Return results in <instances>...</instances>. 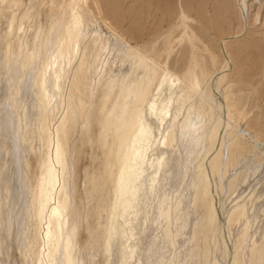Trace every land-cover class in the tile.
<instances>
[{
  "label": "bare ground",
  "instance_id": "1",
  "mask_svg": "<svg viewBox=\"0 0 264 264\" xmlns=\"http://www.w3.org/2000/svg\"><path fill=\"white\" fill-rule=\"evenodd\" d=\"M19 5L0 0V264L12 263L13 245L22 264H223L218 251L225 264H264V206L255 205L264 193H239L255 147L240 130L244 115L224 85L227 72L216 78L217 100L211 75L164 69L73 10L28 40L30 8L19 18ZM100 85L99 118L111 129L108 189L94 197L100 184L88 178L86 202L104 203L84 216L81 241L69 139Z\"/></svg>",
  "mask_w": 264,
  "mask_h": 264
},
{
  "label": "rangeland",
  "instance_id": "2",
  "mask_svg": "<svg viewBox=\"0 0 264 264\" xmlns=\"http://www.w3.org/2000/svg\"><path fill=\"white\" fill-rule=\"evenodd\" d=\"M16 1L21 5H19L20 12L18 11L19 18L26 14L27 12L25 11L30 8L31 19L30 22L26 24V27L30 29L28 31L29 35H27L28 38L26 37L28 40L32 39V35L40 26L44 25V28H46L45 26L49 23V19L51 20L52 16L56 18L57 16L64 15L65 11L73 10L72 13L79 12L90 15L92 19L98 23L97 25L99 27L102 26L101 29L103 28V32L114 34L116 37L120 36L125 38L127 42L129 41L128 43L131 46L139 48L148 58L158 62L164 69H169L170 67L173 72L179 75L181 74V76L187 70L191 72L194 70L193 73L195 72L198 75L207 76V78L208 75H211L208 79H213L211 81L212 88L214 87L212 91L214 92L215 90L218 96H220V90L216 88V78H218L222 72H227V78H230V80L228 81V79H226L224 85L227 89L230 88L232 100L237 102V109L244 115L241 121L242 128L240 127V130L249 144L255 147L251 154L253 158H248V162H245L246 165L243 163L241 166L242 168L243 165L246 167L248 166L247 168L244 166V169L246 174L250 175L248 181L241 185L239 193L243 195H248L252 192L264 193V162L262 164V159L264 157V0H246V9L241 8V0ZM130 6L132 10H130ZM70 7H72V9ZM68 8H70V10ZM132 11L133 16L131 20L130 16ZM128 14L130 16H128ZM180 14L185 17H181ZM186 16L189 17V19ZM131 21L134 22L131 23ZM189 27L193 30H190ZM185 31H188L187 34H191V39H189ZM18 34L21 35L22 30H20ZM181 38L182 40L184 39V41H182ZM13 41V43L17 45L18 40L16 39ZM245 48H247V50H245ZM224 64L226 68L224 67L223 69ZM238 65L240 66L238 67ZM209 68H213L211 69L212 72ZM198 69L200 72H198ZM240 70L243 72L241 71V73H239ZM114 72V74H116V72L118 73V69H114ZM183 84L182 82V85ZM101 89L102 85L96 90L99 94L95 92V95L97 94L96 97H94L95 95L93 96L94 98L92 97L90 107L85 112L86 114L82 115L83 117L80 120L81 125L79 124L78 131L70 135L69 139V147L72 149L70 150L72 153L70 155L71 161L69 160L71 162H69L71 164L69 168L71 169V173H69V175L71 174V184L73 183V189L70 186L69 192H71L72 189L70 193L71 199L73 198V200H71L72 204L76 209L75 211L81 215L80 217L83 216V218L89 214V210L93 211L92 213L101 210L104 203L103 198L100 201H95L96 203L92 205H88V202H86L85 191L91 186V183L88 182V178L95 175L96 182L101 186L95 191L94 197H103L108 189L107 185L102 183L107 174L106 166L108 158L106 152L108 153L109 149L108 145L110 143L111 129L109 122L105 119V115L103 119L102 117L99 118V110L102 105ZM192 91V89H188V92L191 94L193 93ZM215 93L214 96L216 95ZM0 95H4L2 91ZM216 98L217 100L222 99L221 96ZM30 100V97H27V101ZM97 105L99 106L95 107ZM89 110H91V112ZM82 124L84 126L87 124V127H84ZM207 124H209V122H207ZM13 134L14 130L11 132L12 137ZM84 134L85 136H82ZM82 137H84V139H82ZM90 139L92 140L90 141ZM82 141L86 143L83 144ZM9 143H11L12 147L11 153L12 155L14 154L15 160H17L14 139H10ZM71 144L75 148H72ZM35 146L39 147V143H36ZM80 156H83L82 159H80ZM15 160L14 166L16 163ZM260 164L261 167H259ZM254 171H256L255 174ZM234 197L235 196H233V198ZM229 201L231 200L229 199ZM229 201L227 203L231 206L233 203ZM255 205L256 207L260 205L264 206V197L258 202H255ZM84 219L83 227L80 229L81 241L86 240L88 235L86 218ZM87 221H89L90 225H93L91 216L88 217ZM262 223H264V217H262ZM225 234H227L226 231ZM10 252L12 254L11 264H22V257L21 254H19L17 245L11 246ZM215 254L220 261H224L219 251ZM228 257L229 256H227V258ZM223 261L222 263L225 264L226 262ZM258 261L259 259L256 260L257 264ZM102 262L103 259H97V264H101Z\"/></svg>",
  "mask_w": 264,
  "mask_h": 264
}]
</instances>
